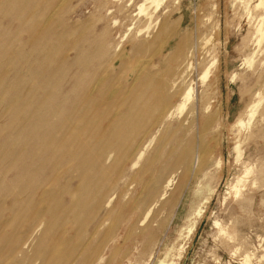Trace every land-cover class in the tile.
<instances>
[{
	"label": "rangeland",
	"instance_id": "rangeland-1",
	"mask_svg": "<svg viewBox=\"0 0 264 264\" xmlns=\"http://www.w3.org/2000/svg\"><path fill=\"white\" fill-rule=\"evenodd\" d=\"M142 1L0 0V264H46L57 239L56 259L48 264H155L171 251L176 255L180 246L173 264H264L259 0H159L149 31L164 21L166 32L189 36L195 47L197 39L205 40L210 49L195 55L189 104L182 113L174 109L169 126L142 121L132 127L122 117L134 95L126 90L81 147L60 146L80 113L86 83L94 79L92 64L82 73L83 59L101 39L110 54L129 52ZM203 65L209 66L204 81ZM259 97L249 119V106ZM206 115L215 129L203 133ZM183 120L185 126L176 128ZM188 145L193 158L182 160ZM202 150L211 160L206 181L213 192L188 233L187 217L207 194L206 188L198 197L193 192L203 179ZM74 199L86 207L72 216Z\"/></svg>",
	"mask_w": 264,
	"mask_h": 264
},
{
	"label": "bare ground",
	"instance_id": "bare-ground-1",
	"mask_svg": "<svg viewBox=\"0 0 264 264\" xmlns=\"http://www.w3.org/2000/svg\"><path fill=\"white\" fill-rule=\"evenodd\" d=\"M158 4L159 0H143L142 3L138 5V13L140 14V16H138V20L132 28V33H130V39H128L130 43L129 52L125 49L117 51V47L119 44L116 43L114 47L117 50L114 53L110 54V50L108 49V42L101 39L97 43L96 50H93L90 53L91 56L89 58L87 57L86 59H83L82 73L86 71V67L89 64H92L95 69L93 72L94 79L91 78L90 81L86 83L79 101L80 113L75 121L71 122L66 128L65 135L69 139H64L65 141L63 140L62 143H60V146L66 147L69 143L72 142L73 145L76 144L78 148L81 147V145L83 144V137H86L87 133L94 129L95 125L101 120L103 114H105L107 110L113 112L117 108V103L119 100L117 94H122L126 90H132L134 95L132 97V102L130 101V107L125 111V116L122 117L127 118L128 125L132 127L136 126V124H138L139 122L141 123L142 121L145 123L152 121V123L155 124V127L157 128H159L161 125L169 126V119L172 116L171 114H173L174 109L178 110V112H181L183 111V108L186 106V104L191 101L192 87L190 76L191 71L194 69L193 64L195 55L205 56L206 54H209L210 49L205 47V40L204 42L203 40L197 39L195 47V41L190 39L189 36H181L177 31L166 32V23H164V21L155 32H152V30L149 31L152 22L155 20L154 12ZM258 5L262 6L264 11V0H259L256 6ZM256 32H258V34L260 35L259 37L263 38L264 27H262V24H259L257 26ZM171 40H173L172 45L170 44ZM167 47H170L171 49L166 52L165 49H167ZM130 53H134V55L138 54V60L131 58L133 54L131 55ZM172 54L174 56L170 58L169 56ZM146 57L147 59H144ZM154 57L155 60H153ZM94 60H96V62H94ZM93 62L95 64H93ZM118 65L119 70L117 72L120 74L116 76L118 73L114 74L113 72L116 70L115 68ZM203 66L204 67L202 68L200 77L204 81V78H206L209 72V66ZM127 70L130 73H128ZM203 81H201V83ZM48 82L50 85L49 100L50 104H52L53 100L55 99L54 97L56 92V81L53 72L49 74ZM146 87L150 88L148 89V94H144V89ZM260 100V97L259 99L257 98L255 104L253 103L251 106H249V108H251L249 119L253 116V113H255L254 111L256 110V106H258ZM51 106L52 107L49 111V116L50 118H54L57 116V112L55 107H53V105ZM254 107L255 110H253ZM135 119L138 121H135ZM236 122L238 125L241 124V120H238ZM184 123V120L183 122L179 121L176 128H183L185 126ZM214 129L215 128L212 125L211 115L203 116L200 122V130L203 133H206L207 131ZM106 147H108V145L104 146V148ZM192 148L193 146L190 145L183 148L180 158L182 160L187 158V160H192ZM77 151H79V149H77ZM141 151L142 150L139 149L138 157L141 156ZM100 154L101 153H98L97 156L101 157L103 155ZM97 156L95 157V159L97 158ZM108 156L110 155L108 154ZM108 156L105 155L104 157L108 158ZM156 158L157 155H154L152 158H150V160L154 161ZM199 160H201L200 170L202 171L201 177L203 179L195 186L193 192L197 195L196 197H198L203 189L206 188L207 194L202 198L203 200H199V203L197 204L195 210L187 217L186 229L188 233L191 232L195 227L197 219L202 212L201 208L204 204L207 203L213 192V189L208 188V180L206 181L207 176L209 175V165L211 164L208 151L202 150ZM219 163L220 160H216L213 164L215 167H217ZM63 166H65V164H63ZM169 181L170 180L166 179L164 188L168 185ZM105 190L106 189L104 188H100L101 195H105ZM96 198L98 197L96 196ZM106 203L109 204L108 200ZM85 207V204L79 202L77 199H74L70 208L68 209V213L72 216H75L77 214L79 215V213L82 212ZM146 213L148 214L147 211L145 212V214ZM55 214V211L51 214L52 219ZM57 244L59 246L58 239ZM57 244L53 246L51 255L46 260V264L53 263L56 259L55 252H57ZM180 250L181 246L177 247L176 255L171 251V254L169 252V254L165 255L163 259L157 261L155 264H173L175 261V256L177 258L180 255ZM167 257H169V259H167Z\"/></svg>",
	"mask_w": 264,
	"mask_h": 264
}]
</instances>
